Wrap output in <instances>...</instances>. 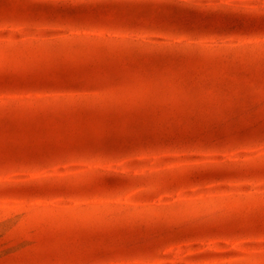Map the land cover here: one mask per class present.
Wrapping results in <instances>:
<instances>
[{
    "label": "rangeland",
    "instance_id": "1",
    "mask_svg": "<svg viewBox=\"0 0 264 264\" xmlns=\"http://www.w3.org/2000/svg\"><path fill=\"white\" fill-rule=\"evenodd\" d=\"M0 264H264V0H0Z\"/></svg>",
    "mask_w": 264,
    "mask_h": 264
}]
</instances>
